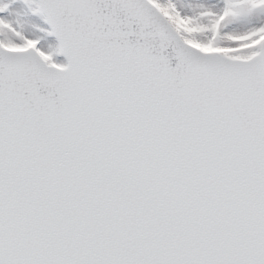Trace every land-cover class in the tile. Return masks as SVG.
<instances>
[{
  "label": "snow or ice",
  "instance_id": "snow-or-ice-1",
  "mask_svg": "<svg viewBox=\"0 0 264 264\" xmlns=\"http://www.w3.org/2000/svg\"><path fill=\"white\" fill-rule=\"evenodd\" d=\"M0 264H264V0H0Z\"/></svg>",
  "mask_w": 264,
  "mask_h": 264
},
{
  "label": "water",
  "instance_id": "water-1",
  "mask_svg": "<svg viewBox=\"0 0 264 264\" xmlns=\"http://www.w3.org/2000/svg\"><path fill=\"white\" fill-rule=\"evenodd\" d=\"M176 62H177L176 60H173V66L175 65Z\"/></svg>",
  "mask_w": 264,
  "mask_h": 264
},
{
  "label": "rangeland",
  "instance_id": "rangeland-1",
  "mask_svg": "<svg viewBox=\"0 0 264 264\" xmlns=\"http://www.w3.org/2000/svg\"><path fill=\"white\" fill-rule=\"evenodd\" d=\"M17 4L20 2V0H16Z\"/></svg>",
  "mask_w": 264,
  "mask_h": 264
}]
</instances>
